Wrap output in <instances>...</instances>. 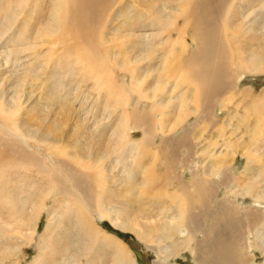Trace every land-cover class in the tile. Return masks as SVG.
<instances>
[{
	"label": "rangeland",
	"instance_id": "374dc122",
	"mask_svg": "<svg viewBox=\"0 0 264 264\" xmlns=\"http://www.w3.org/2000/svg\"><path fill=\"white\" fill-rule=\"evenodd\" d=\"M144 1L116 0L108 5L100 0H67V16L63 17L68 20L58 27L47 23L42 26L41 20L49 12V0H0V127L4 130L0 129V242L18 247L7 249V253L13 254L8 257L2 251L5 246L0 245V260L6 257L0 264H29L38 255L36 245L41 242V235L52 248V253L45 256V260L53 259L50 263L61 264L60 248L69 246L70 240H76L81 249L79 257L72 260L77 264L94 263L88 257L96 248L90 232L98 228L124 243L136 264H160L150 248L170 247L177 237L174 234L171 241L153 243L161 237L156 228L178 216L183 217L184 229L180 233L185 235L187 229L191 239L189 246L167 262L211 264L215 258L210 254L212 212L217 205L235 206L232 203L237 202V212L249 207L253 211L252 226L263 217L264 201L260 202L262 208L256 210L252 208V197L264 191V64L260 66L262 71L259 67L260 71L250 72L240 70L239 64L247 58L249 49L257 54L256 47L264 45V4L258 0H234L224 26L221 16L227 7H210L216 17V33L214 38L202 36V40L207 45L217 43L220 55L213 62L226 70L227 78L222 81H227L228 87L217 85L213 100L205 104L198 97L196 80L185 77L189 68L186 61L196 50L193 28L201 11L194 7V0H173L170 19L160 25L163 30L147 24L133 28L132 23L145 22L136 16L138 11L145 10L147 0ZM148 3L158 5L157 1ZM250 11L258 17L253 18L252 14L245 18ZM102 12L103 22H93ZM199 20L204 19L201 16ZM70 21L85 26L71 25ZM140 32L154 34L145 41L138 36ZM206 63L212 65V59L207 58ZM255 66L259 65L250 64L247 68L252 70ZM213 69L221 71L216 66ZM241 72L244 77L240 80ZM133 81L135 85L138 82L136 87L132 86ZM234 81L237 87L230 92L229 83ZM180 99L187 102V117L179 110ZM14 100L15 106L10 103ZM123 111L130 118L126 125H135L132 127L137 130L130 136L132 141L143 138L144 131L149 132L141 148H130L129 140L117 139L118 132L112 131ZM159 123L162 132L155 128ZM112 133L115 136L110 137ZM44 135L50 141L43 142L40 138ZM225 146L233 147L235 155L232 166L222 171L225 185L217 186L213 184L216 169L212 171L210 152H223ZM248 159L251 162L247 164ZM40 163L50 174L43 173ZM49 182L55 187L52 195H48ZM63 182L65 187L76 186L87 195L84 205L91 206L90 210L100 201L106 211L111 210L113 220L91 218L84 210L74 213L73 198L58 195ZM181 183L188 186L172 198ZM201 183L215 185V199L206 208L201 192L195 188ZM62 199L72 206L66 209ZM55 200L58 202L54 203ZM14 201L20 210L28 208L34 219L38 208L45 205L38 231H34L29 245L17 241L21 234L18 232L27 230L29 216L23 215L25 226L19 225ZM41 201L44 205H40ZM142 203L144 209L138 206ZM168 206L172 209L168 210ZM136 209L139 210L135 212ZM238 217L242 230L243 217ZM132 219H137L134 225L148 224L154 228L150 233L153 242L148 237L140 241L118 227ZM48 220L49 228L43 232ZM141 229L144 232L145 228ZM54 230L60 234L55 236ZM251 230H247L252 247L248 251L253 264H264V245L261 240L256 243ZM102 238L100 234L99 240ZM241 245L233 248L239 256L234 264L249 263L247 248ZM84 247L92 250L83 251ZM191 250L196 257L190 255Z\"/></svg>",
	"mask_w": 264,
	"mask_h": 264
},
{
	"label": "bare ground",
	"instance_id": "6f19581e",
	"mask_svg": "<svg viewBox=\"0 0 264 264\" xmlns=\"http://www.w3.org/2000/svg\"><path fill=\"white\" fill-rule=\"evenodd\" d=\"M100 1L107 2V4L109 5L111 2L116 1V0H100ZM147 1L149 2V0H147ZM147 1L145 3V6H146L145 10L142 11V12L138 11V14L136 15L138 17V19H140V20L142 19L145 22H141L140 24L137 23V22H134V23L131 24L133 26V28L134 27H142L145 24H147L149 27H160V25L167 24L166 22H167L168 19H170L169 18V13L171 12V6H172V4H173L174 1L173 0H152V1H157L158 5H153L152 3L149 4ZM179 1L180 0H177V2H179ZM189 1L192 2V0H189ZM258 1H259V4H264V0H258ZM233 2H234V0H194V7L196 9H198V10L201 11V15H199V18L197 19V21H198V23L200 25L198 26V23H197L196 26H195V28H193L194 29L193 30L194 31L193 32V38H194V40L193 41L196 44V50L193 52L192 57L191 58L189 57L190 59L188 58L189 60L187 59V61H186V65L189 68L187 69L188 71L186 70L187 73H186V76L185 77H187V79H189V80H190L191 77H193L196 80L197 87H198L197 90H198V93H199V94L197 93L198 94V97L205 104H210L211 101L213 100V94H214L215 90L218 89L216 87L217 85L218 86H222V84H226L227 85L228 83H227V81H225V82L222 81V78L223 77L227 78L225 76V71L226 70H224V68L222 69L221 66L215 65L216 63L213 62V59L216 61L218 59V58H216V56L219 57V55H220L219 54L220 50L218 52L217 43H213V44L207 45V43H205L202 40V36L205 37V38L207 36L208 37L209 36H211V37L213 36V38H214V35H215L214 33H216L215 32V18L216 17L214 18V16H213L214 15L213 14L214 12L211 13L210 7H213L215 10H220V8L227 7V10L224 11L223 15L221 16V19L223 20V24L222 25L224 26L225 20L229 17L228 16L229 13H230L229 12L230 11L229 9L233 5L232 4ZM49 3H50V6H48L49 7L48 8L49 12H48L47 16L44 19L42 18V20H41V22L43 21L42 22L43 23L42 26L44 24H46V23L48 25H54V24H56L58 27L60 25H64L63 22L65 20H68L67 18H64L63 17V16H65L64 14H66V9H67L66 7L68 5L67 0H49ZM152 6H157V7L155 9H153ZM259 7H261V5ZM254 12L253 11H250L249 13L247 12L248 15H246V16L244 15L245 18H248L249 15L254 14ZM260 12L261 11H259V13ZM103 13L104 12H102V14H99L93 22L102 23L103 22L102 19H104L103 18ZM66 16H67V14H66ZM201 16H202V18L204 20H199L201 18ZM252 17L253 18H257L258 16H256V13H255L254 16H252ZM129 19L133 21L134 18H133V16H130ZM254 20L255 19H253L251 21L254 22ZM251 21H248L249 24L252 23ZM70 24L71 25H77L74 21H70ZM81 25L82 26H85V23L80 22L79 25H77V26L81 27ZM263 27H264V24H263L261 30L263 29ZM44 29H46V28H44ZM160 29L163 30L162 27H160ZM47 30H49L52 33L55 32L54 29H51V28L46 29V31ZM39 32H41V31H39ZM153 34L154 33H148V32H142L141 33L140 32V34L138 36H140V38L142 37L145 41L146 40L148 41L149 39H151V37L153 36ZM216 39H217V35H216ZM25 40H27V39H25ZM261 40H263V39H261ZM12 43H14L15 44L14 46L17 47L15 41L12 42ZM26 43H27V41H26ZM11 45L13 47V44H11ZM22 45H24V44H22ZM15 47L13 48L14 50H15ZM10 51H12V48H11ZM22 52H24V51L22 50ZM256 52H257V54L256 53H253V49H249V51H248L249 55L247 56V58H244L243 59V62L241 63V65L239 64L240 70H244L245 72H250V71H253V70L254 71H260L259 70V67L264 64V56H262V54L264 55V45L262 44L261 45V48L260 47H256ZM257 55H258V57H257ZM197 58L199 59V62L196 61ZM207 58H211L212 59V65H211V63H206V59ZM174 60H176V59H174ZM255 63H256V65H259L257 67L255 66V69L249 70L247 68L250 64H255ZM214 66H216L217 68H219L221 71L214 70L213 69ZM260 69L262 71V68L261 67H260ZM263 71H264V68H263ZM213 74H215V75L213 76ZM243 77L244 76H243V74L241 72V74H240V76L238 78L241 80V79H243ZM239 79H238V81H239ZM234 82L229 83V86L230 87L228 88V90H230V92L235 87H237L236 86L237 85L236 81H234ZM136 84L138 85V82ZM137 85H135V83L133 81L132 86H135L136 87ZM227 87H228V85H227ZM191 100H193V99H191ZM152 101H153V99H152ZM10 103H12L13 106H15V100L14 101H11ZM186 103H187L186 101H181V99H180L179 110H180L181 114H183L184 116L186 114L185 117H187L189 115V114H187L188 111L185 109L186 108ZM154 104H153V107H154ZM157 105H158V103H157ZM155 108H156V106H155ZM15 109H16V107H15ZM120 115L122 117L120 116V119L118 120L119 124L117 123V125H115V127L112 130L113 132H118V135L119 136H117L118 137L117 139H120L121 138L124 141L129 140V145H130V148H132V149L141 148V146L145 143V140L144 139L145 138H148L149 132L144 131L145 134H144L143 138L137 139L136 141L134 140L135 142L132 141L133 139H131L130 136L133 135V134H135V132L137 131L135 128H133L135 125L134 126L133 125H126V123L130 120L127 111H123L122 114H120ZM179 119H181V118H179ZM120 124L122 126L124 125L122 127V129H120V126H121ZM128 124H129V122H128ZM159 124H160V126H157V127L154 126V127L156 128V131L162 132L161 123H159ZM175 126H177V124ZM0 129L2 131H4L2 127H0ZM128 132H129V134H128ZM113 135L115 136V134L112 133V135H110V137L113 136ZM116 135H117V133H116ZM48 137H49L48 135H44L40 139L43 140V142L44 141H50V139ZM251 142L252 141H250V143ZM125 144H126V142H125ZM110 146L111 145H109V147ZM225 147L226 148H224L223 152L221 150V151H218V152H216L214 154L213 153L211 154V152L209 151L210 152V156L213 157L212 158L213 161H212V164H211L212 165V171H213V169H216V173H215V175H213L214 177H212V175L210 177L213 178V184L216 183L217 186L218 185H225L224 183H222L223 182L222 171H223L224 167H229L230 166V164H231V162L233 160V156L235 155V151L232 150L233 147L232 148L230 146H225ZM110 149H109V151H110ZM203 152H205V151H203ZM206 153H207V151H206ZM105 155H106V153H105ZM249 162H251L250 159H248L247 164ZM44 166H45L44 163L43 164L40 163L39 168L42 169L43 173L50 174V172L46 170L47 167L45 168ZM231 166H232V164H231ZM62 167L64 168L65 172H68L66 166L63 165ZM245 170L247 172L249 170V167H246ZM229 171H230V175H231L232 172H231L230 169H229ZM40 172H41V170H40ZM227 173H228V170H227ZM68 174H69V172H68ZM60 179H55L54 178V180H60ZM62 180H61V182H62ZM210 183H207V184H210ZM48 185H49V188H50L48 195H52V193H54V191H55V187H53L54 184L52 185L49 182ZM63 186L60 184V188L57 187L58 190H59L58 195L59 196L68 195V196H71L73 198V201L76 202L75 203L76 204V208L73 210V211H75L74 213L80 214L81 211L84 210V211L87 212V214L91 218H94V219L95 218H101V219H104L105 218V219H110L111 221L113 220L114 217H111L110 216V215L113 214L111 212V210L109 209L108 211H106L107 208L105 210V207L103 208L101 206L102 203L100 204V201H99V203L96 201V204H95L94 208H92V210L93 209L94 210L92 211V210H90L91 206H87L88 208L86 207V205H87L86 203H87L88 200H86L84 197H86L87 195L85 196V195L81 194L80 191H82V190L80 188L78 189V187H76V186H74L72 189L70 187L67 188V187H65V183L64 182H63ZM185 186H188V185H183L182 184L180 186L179 191H177L172 198H174L178 194L182 193L185 190V188H184ZM195 188H196L197 191H200L201 192V198H202V202H203L204 207L206 208L207 205L210 206L212 204V202H213V198L215 199V195H214V193H216L215 192V185H205V183L204 184L201 183L199 187H197L195 185ZM218 190H219V188H218ZM233 190H234V187L232 188V191ZM213 191H214V193H213ZM228 191L230 192V190H228ZM263 193H264V191H263ZM263 193H261L258 196L257 195H253V197H252V200H253V202H252V208L253 209L259 210L260 208H262L261 205H260V202L264 201V196H263L264 194ZM232 194H234V193H232ZM213 195H214V197H213ZM196 198L198 199V197H196ZM201 198H199V200H198L201 203L200 206H202ZM57 200H55L54 203L58 202ZM62 200H63L62 203L61 202L60 203L61 204H64V207L66 209L68 207L70 208L72 206V203L71 202H69L67 200H64V199H62ZM15 201L13 202V204H15V207H16V202ZM139 201H142V199L139 200ZM236 203L237 202H233L232 203L235 206H232L231 204H228V206H226V205H217L214 208L213 212H212V210H208V211H210V212H212L214 214L213 224H212V228H211V231H212L211 232L212 240H211V250H210V254L215 255V258H214V261L211 262V264H234L235 261H236V257H239V256H236L235 255V249L239 245V243H240V248L242 247L241 244H243V246L245 244V246L247 248L246 257L248 258V262H249L248 264H253L252 255L250 254V251H248V250H250L252 248L251 247V243L249 241V237H248L249 233H247L248 228L249 229L250 228L252 229L250 234L255 237L256 243L259 242V240H261V244L264 245V236L261 237L264 234L262 232V229H264V214L261 212V215H263V217L261 219H259L254 226H252L251 224L253 223V221L251 220V216L253 215V211H250V208L248 207V208H246L247 210H245V211H243L244 209H242L243 212H240V211L237 212L236 208L238 206L236 207V205H237ZM84 204H86V205H84ZM40 205H44L43 204V201H41ZM138 206L141 207L140 209H144L145 204L142 203L141 205L139 204ZM243 207H245V206H243ZM16 208L18 210L15 211V214H18L17 216H18V220H19V225L23 224L25 226V223L22 220V216L23 215H28L29 216V224L27 225V230L28 231L27 230L25 232L19 231L18 234L19 233H21V234H20V238L17 241H18L19 244H22L23 243V245L24 244L29 245L33 241V237L35 235V232L34 231H38V228L37 227H38V223H39V219H40L39 217L41 215V212L43 210H45V205L44 206H41L40 208H38L37 213H36V216H35V219L31 216V214H29L31 212L28 211V208H23L21 210H20V206L19 207H16ZM171 209H172V206H168V210H171ZM138 210L139 209H136L135 212L138 211ZM140 211H144V210H140ZM144 212H146V211H144ZM180 212H182V211H180ZM238 214H240V216L243 217V221H242V224H243L242 230L243 231L240 230V221H239ZM112 216H114V215H112ZM30 217H31V219H30ZM182 218H183L182 216L181 217L178 216L174 220L164 221L163 224H160L158 226V228H156V229L158 230V233H160L161 237H158L155 242L151 241V234H150L151 231L154 230V228L153 227H150L148 224H144V225H140V226L139 225H134L136 223V220L137 219H132V221H130V222L127 221L125 223H122L118 227L122 231H127V232H130V233H133L140 241H143L145 238L148 237V238H150V242L157 243V244L163 243L162 239L163 240H167V241H171L173 235L175 234L174 236L177 237L176 242L171 243V246L170 247L169 246L168 247L167 246H164V247H161V246L160 247L159 246L158 247H155L154 246V248H150L152 251H154V253L156 254V256L159 258L160 264H171V263H168L167 260L170 257L176 256L179 251H183L185 249V247L189 246V242H190V239H191L190 232L187 229L185 231V235H183V233H180V231L182 229H184V226H182ZM49 222L50 221L48 220V224H47V221H46L45 227L43 228V232H45L49 228ZM151 225H155V224L152 223ZM141 226L143 228H145L144 232L142 231ZM31 227H32V229H31ZM53 232H55V233H53ZM53 232L52 233L55 236H57V235L60 234L59 232H57V230H54ZM100 234H102V236L104 238L109 239V241H106L104 238H102V240H99V235ZM44 236H46V235H44ZM90 236L93 239L92 242H93V244L96 245V248L94 250H92V249H87V248L84 247V250L83 251H91L92 250V252H90L88 254V257L90 259H92L94 261V263L85 262V264H136L135 260L131 257V252L125 247L124 243H122L115 236H112V235L108 234L106 231H104L103 229H99V228L98 229H95V231L94 230L91 231L90 232ZM236 240L237 241L239 240V241L237 242ZM40 241L41 242H39V244L36 245V248L38 249V255L36 257H34L29 264H52V263H50V262L53 261L52 258L45 260V256L47 255V253L48 252L52 253V248H50L48 242H46V240L43 237V235H41ZM69 244H70L69 246H66V247L63 246V247L60 248L62 250V256L59 258V262L61 264H67V262H71V264H77L78 263V261H76V260L74 261L72 259H74L76 257H79V253H81L80 252L81 249L76 246V244H77V241L76 240H74V241L73 240L72 241L70 240V243ZM0 245L5 246V244H1V242H0ZM19 247H20V245H19ZM173 247L176 250L173 249V251H172L171 248H173ZM17 248H18L17 247V244L14 247H10V245H9V246H5L2 249V251L5 253L7 249H9V250H16ZM49 248H50V250H49ZM71 248H73V249L75 248V252ZM233 248H235V249H233ZM263 251H264V249H263ZM99 252H101L103 254H99ZM109 252H111L112 254L109 255ZM7 254H8V257L13 255V254H9V253H7ZM190 255L196 257L195 251L194 250H191L190 251ZM5 258L6 257L2 258L0 260V262L3 259H5ZM196 260H198V259H196ZM237 260H238V262L241 261L239 258H237ZM246 263H247V260H246Z\"/></svg>",
	"mask_w": 264,
	"mask_h": 264
}]
</instances>
